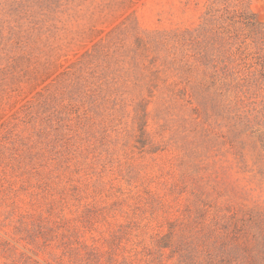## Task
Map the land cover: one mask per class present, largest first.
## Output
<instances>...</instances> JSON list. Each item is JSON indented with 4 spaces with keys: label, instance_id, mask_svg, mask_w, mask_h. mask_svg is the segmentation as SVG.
<instances>
[{
    "label": "rangeland",
    "instance_id": "1",
    "mask_svg": "<svg viewBox=\"0 0 264 264\" xmlns=\"http://www.w3.org/2000/svg\"><path fill=\"white\" fill-rule=\"evenodd\" d=\"M0 264H264V0H0Z\"/></svg>",
    "mask_w": 264,
    "mask_h": 264
}]
</instances>
